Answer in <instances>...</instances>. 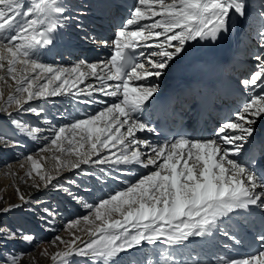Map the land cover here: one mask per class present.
<instances>
[{
  "label": "snow or ice",
  "instance_id": "obj_1",
  "mask_svg": "<svg viewBox=\"0 0 264 264\" xmlns=\"http://www.w3.org/2000/svg\"><path fill=\"white\" fill-rule=\"evenodd\" d=\"M72 19L65 0H0V85L11 89L5 99L0 87V114L13 128L32 140L41 138V127L23 118L42 115L44 109L33 106L39 100L84 96L82 103L103 106L55 128L39 158L25 157L32 187L62 191L87 210L68 223L75 229L71 239L55 237L53 243L64 248L51 259L55 264H75L74 257L82 258L81 264H141L138 258L148 245L160 257L155 264H264V137L255 127L264 120V0H256L255 8L249 0H135L110 44L103 42L112 50L107 59L71 67L43 63L41 50L53 45ZM252 20L259 25L256 70L239 81L250 96L234 118L220 124L211 139L179 135L156 145L140 139L137 132L155 131L143 118L159 99L160 85L152 78H161L190 48L211 47L234 25ZM90 78L98 83L80 87ZM95 94L116 100L109 103ZM18 144L0 135V147ZM135 166L150 171L134 182L122 181L124 188L94 203L61 183L66 171L86 177L98 172L100 180L112 171L128 174ZM42 211L51 224L56 211ZM18 238L33 240L0 229V240ZM246 242L256 250L229 255ZM214 243L226 251L213 253L214 260L204 258ZM20 261L21 255L0 254V264Z\"/></svg>",
  "mask_w": 264,
  "mask_h": 264
},
{
  "label": "rangeland",
  "instance_id": "obj_2",
  "mask_svg": "<svg viewBox=\"0 0 264 264\" xmlns=\"http://www.w3.org/2000/svg\"><path fill=\"white\" fill-rule=\"evenodd\" d=\"M52 57L53 59H51ZM58 57H60V55L54 56L45 49L41 50L40 58H48L47 63L50 64L54 63V59H57ZM40 60L42 61V59ZM78 62L80 63L79 60L74 59V61H69L66 64L61 63L62 65L60 67H70L77 64ZM86 81L87 84L89 83V81L90 83L93 84L98 83L94 79L92 80L89 79ZM87 84H83V85L85 86ZM73 99L76 100V97H73ZM98 99L107 100L104 97ZM54 101L52 100V102L48 105L50 110L47 111L49 112L51 111L50 114L57 119V117L62 116L65 111L64 112L62 111L63 104ZM112 102L113 99H109V103ZM97 106H99L97 111L103 107L102 105L99 104H96V107ZM78 113L74 110L73 113L69 115L70 122L73 119L81 118L77 115ZM13 115H15L14 111H13ZM23 118L30 125L32 126L35 125L34 121L29 116L25 115ZM50 119L51 118H48L49 121ZM8 122L9 120L7 119V116L5 118L0 116V135L11 137L13 140L19 141V144L16 147H8V148L0 147V210L2 211V209L9 208L8 206L9 204L10 207L11 206H19V207H11L10 211H4L2 214H0V229H2L4 232L11 230L17 233L29 234L33 236V240L31 242L23 241L20 238L15 240L9 239L6 241L0 240V254L6 255L8 253H12V254L21 255L20 264H55V262L51 259V256L57 251L63 250L64 248V245L59 244V242L53 243L55 237L59 235L65 240L71 239L72 231H74L75 229H68L67 228L68 223L70 221L75 220V218L83 216L87 213H80L79 210L77 211L76 207L77 206L81 207L82 204L79 203L77 200L73 199L68 194H66L67 198H70L71 200L77 202V205L74 206L71 203L67 205L66 202L64 207L66 208L68 206L69 207L67 209L62 207L60 204V198L52 192L54 189L51 187L47 188L46 190H40L39 192L33 195L30 194L28 197H26L27 199L30 200V203L24 204L19 199V195L17 193V188L19 189V191H21L19 185L17 186L16 184H14V182L11 181L12 178L9 175L7 174L5 175V173H1V172L3 171V169H5V167L8 166L7 168H9V165L18 164L21 160L26 163V167L28 169L29 164L25 161V157L31 154L39 158L37 156L39 151L35 149L32 143H30L25 138L24 135L19 134L12 127V125L9 124L10 122L9 123ZM57 127H59V125L54 124L53 127H51L50 129L51 131H54L55 128ZM51 134L52 132H50V136ZM44 155H49V154L45 153ZM45 163H48V161ZM23 175L24 176L19 180V184L21 186L23 184H27V186H30L31 188L32 180H30V178L27 177V174L25 172L23 173ZM96 175H99V173L97 172ZM96 175L92 177H86V176H81L78 171L71 172L63 175L61 179V183H64L65 186H70L72 188V192L79 197L81 196V194L77 192V189H81L84 192L85 188H90L91 191H87V192L85 191V192L86 194L89 193L92 194V196L89 195L90 198H92L89 201V203H94L96 200L100 198L99 196L101 197L107 196L109 193L113 191L112 189H110L109 192L104 195H100L96 193V197H98L96 198L94 192L95 188L98 187V185L103 187L106 180V177H101L100 180H97ZM108 178L110 181H113V179H119V177H116V171H112L110 176H108ZM72 180L76 181L75 185L68 184V182ZM116 187L117 186H115V188ZM84 199L85 198H83V200ZM7 202L9 204H7ZM45 207L52 208L53 210L56 211L57 213L56 221L58 220L59 222L57 223L52 222L51 224L46 223V219L48 218L45 217V214L42 211L43 208ZM42 217L45 218L42 219ZM42 228L45 230H41ZM152 257L153 255L151 251H145L140 258L141 264L150 263ZM73 259L75 261V264H81L82 262V258L80 257H74ZM146 260L148 261L146 262Z\"/></svg>",
  "mask_w": 264,
  "mask_h": 264
},
{
  "label": "bare ground",
  "instance_id": "obj_3",
  "mask_svg": "<svg viewBox=\"0 0 264 264\" xmlns=\"http://www.w3.org/2000/svg\"><path fill=\"white\" fill-rule=\"evenodd\" d=\"M65 3L66 5L68 6L69 8V11H72L74 8H72V6L75 4V2L73 0H65ZM68 26H70V23H68ZM69 28V27H68ZM71 34L69 32H66L64 29L60 30L58 33H57V36H56V39H55V42L54 44H61L59 43L57 40H62V41H66V40H69L71 39ZM233 41L236 42V40L233 38ZM61 46L65 47L66 48V45L65 44H61ZM48 50L53 52V49L50 48V46H48ZM50 62V61H49ZM44 63L48 64L47 63V60L44 59ZM79 63V62H78ZM71 67V66H70ZM172 73V71L170 72ZM90 83V82H89ZM84 84H87V81H85ZM83 85V84H82ZM86 86V85H85ZM0 87H3V91H4V96H5V99L7 98L8 94L11 92V89L8 87V85H0ZM97 95L99 98L101 97L99 94H95ZM84 99H86V97L84 96H80L78 97V100L79 102L81 103V108L78 109L79 111L83 112V116H87V113H88V109H86L84 107V103H82L81 101H83ZM52 100L54 101H57L59 103H63V106H66V105H70V104H66L65 102L71 100V96H68V95H65V96H57V97H52V98H49L47 101H43V100H39V101H35L33 102V106L34 107H37V108H43L44 109V112L42 113V115L40 117H36V116H33L31 114H28L27 116H29L35 123L34 126H39L41 127L42 129V133H41V138L39 139H36V140H32L31 138H28L25 136V138L30 142L32 143V145L35 147V149L37 151H39L42 147H45L46 144H47V138L50 137V132L51 131V127H53L54 124H58L59 126L61 125H64V124H68L70 123V119H69V108H66L64 114L62 116H58L57 119L55 117H53V115L50 114L49 111L47 110H50L49 108V104L52 102ZM109 100V99H108ZM54 101V102H55ZM111 101V100H110ZM74 107H79V103H72ZM89 107V106H88ZM68 111V113H67ZM54 113V112H53ZM80 113V112H79ZM78 115V114H77ZM1 117H6V115H3V114H0ZM79 116V115H78ZM60 117V118H59ZM80 117V116H79ZM83 117V118H84ZM48 118H51L50 119V124L49 123H46V120H48ZM8 119V118H7ZM9 123V122H8ZM10 124V123H9ZM13 127V126H12ZM137 136H142L143 138H145L146 136H149L151 138H156V135L153 134V133H149V132H137L136 133ZM49 154V153H48ZM51 154H49L50 156ZM47 162V161H46ZM53 161L51 162V160H48V163H46V166L47 167H50L52 165ZM20 164H24V167H20ZM8 167V166H7ZM5 167V169H3V171L1 173H5V175H9L12 179L11 181L14 182V184H16L17 186L19 185V188L21 191H19L21 194H24L25 197H28L30 194L33 195L37 192H39L40 190H46V189H40V190H37L35 187H31L30 186H27V184H23L22 186L19 184V180L24 176L23 173H27V167H26V163L23 162L22 160L18 163V164H12V165H9V168ZM149 171V169H148ZM9 173V174H8ZM68 173H71V172H65L64 174H68ZM22 174V175H21ZM63 174V175H64ZM143 174H147L145 173L144 169L141 168L140 166H135L132 168V171L128 174H125L123 172H117L116 171V177H119V179H113V181H110L108 177H106V180H105V184L104 186H99L95 188L94 192L95 193H98L100 195H104V194H107L109 192L110 189H112L113 191L111 193H113L114 191H117V190H120L122 189L123 187H125L126 185L122 183V181H128V182H134L137 178H139V176L143 175ZM5 177V176H4ZM9 177V178H10ZM29 180V179H28ZM31 180V179H30ZM24 183V182H23ZM28 183V182H27ZM95 183V182H94ZM115 186H117L115 188ZM17 188V187H16ZM18 189V188H17ZM56 196H58L60 198V204L62 207L65 206V203L67 202V205L68 204H73L74 206L77 205V202H75L74 200H71L70 198H67L66 196V193L62 192V191H57L56 189H54L52 191ZM77 192L79 194H81L80 197L85 198L84 201H87L89 202L92 198H90L89 195L92 196L91 193L89 194H86V192L82 191L81 189H77ZM81 192V193H80ZM109 193V194H111ZM108 194V195H109ZM90 198V199H89ZM80 203V202H79ZM7 204H9L7 202ZM10 207V204L8 205ZM71 206V205H70ZM69 207V206H68ZM67 207V208H68ZM66 208V207H64ZM66 208V209H67ZM76 210L80 213H87L86 209H84L81 205V207L77 206L76 207ZM4 211H1L0 210V214H2ZM71 212V211H70ZM73 212V211H72ZM56 217L54 218L53 220V223H57L59 222L58 220L56 221ZM76 219V218H75ZM41 230H45V229H41ZM47 231V230H46ZM75 231V230H74ZM73 232V231H72ZM79 234V233H78ZM217 240L220 241V242H223L225 240V238H223L222 236H218L217 237ZM145 247V251H151L152 252V255L153 257L151 258V261L150 263H147V264H155V261L160 259V257L158 256V254L154 251L153 249V246H144ZM163 249V246H161V250ZM224 251H226L225 249H223L222 247H217V245L214 243V244H210L208 245L204 252H203V256L204 258L206 259H209V260H214L215 257L213 256V253L215 252H220V253H223ZM229 255H234V253L232 251L229 252ZM27 258V257H26ZM141 256L138 258L140 260ZM26 261V260H25ZM148 260H146L147 262ZM145 263V262H144Z\"/></svg>",
  "mask_w": 264,
  "mask_h": 264
}]
</instances>
